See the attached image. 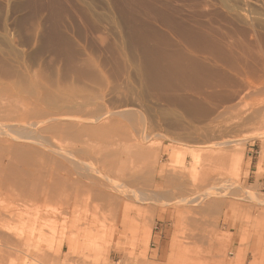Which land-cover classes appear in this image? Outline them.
Returning a JSON list of instances; mask_svg holds the SVG:
<instances>
[{
  "label": "rangeland",
  "instance_id": "1",
  "mask_svg": "<svg viewBox=\"0 0 264 264\" xmlns=\"http://www.w3.org/2000/svg\"><path fill=\"white\" fill-rule=\"evenodd\" d=\"M123 1L0 0V170L18 173L27 168L22 163L42 159L38 169L50 172L61 161L71 175L90 178L88 186L98 183L94 165L73 159L67 129L43 133L17 121L15 109L31 106L49 111L55 116L50 123L61 126L81 117L103 123L107 130L100 139L89 136L91 151L115 142L125 152L138 140L136 150L144 145L154 155L149 163L133 158L123 176L110 175L129 195L117 210L89 193H80L78 204L70 185L71 192L66 188L48 201L28 200L20 185L23 199L19 185L0 180L10 210L2 220L13 227L31 224L27 231L10 230L22 246L5 252L0 264H264V126L255 122L264 113V0ZM176 45L238 78L228 85L233 94L220 87L223 101L208 98L211 89L202 95V73L194 66L186 68L187 89L156 87L152 59ZM82 60L90 67H78ZM124 109L131 116L120 114ZM39 134L48 136L49 149ZM9 143H19V151L4 149Z\"/></svg>",
  "mask_w": 264,
  "mask_h": 264
},
{
  "label": "bare ground",
  "instance_id": "2",
  "mask_svg": "<svg viewBox=\"0 0 264 264\" xmlns=\"http://www.w3.org/2000/svg\"><path fill=\"white\" fill-rule=\"evenodd\" d=\"M39 1V0H38ZM45 1V0H44ZM50 1V0H49ZM52 1V0H51ZM57 1V0H56ZM129 1V0H128ZM134 1V0H133ZM140 1V0H139ZM139 1H137V2H139ZM169 2V1H168ZM168 2H167V4H168ZM39 3V2H38ZM46 3V2H45ZM120 3V2H119ZM123 3H125V0L123 1ZM133 3V2H132ZM162 4H163V2H162ZM171 4V3H170ZM48 5H50V3L48 4ZM51 5H53V4H51ZM132 5H134V4H132ZM125 6H126V4H125ZM36 7V6H35ZM34 7V8H35ZM40 7V6H39ZM45 8V7H44ZM48 9H49V7H48ZM53 9V8H52ZM129 9V8H128ZM130 9H131V6H130ZM154 9V8H153ZM54 10V9H53ZM52 10V11H53ZM139 10H141V9H139ZM148 10H150V9H148ZM133 11V10H132ZM151 12V11H150ZM175 12V11H174ZM180 12V11H179ZM153 13V12H152ZM148 14H150L149 12H148ZM56 15V14H55ZM58 15V14H57ZM159 15V14H158ZM165 15V14H164ZM153 16V15H152ZM163 16V15H162ZM58 17V16H57ZM134 18V17H133ZM132 18V19H133ZM149 18V17H148ZM163 18H165V17H163ZM177 18V17H176ZM131 19V18H130ZM137 19V18H136ZM162 19V18H161ZM168 19V18H167ZM166 19V20H167ZM54 20H56V19H54ZM57 20H59V19H57ZM149 20V19H148ZM170 20V19H169ZM169 20H167V21H169ZM173 20V19H172ZM171 20V21H172ZM138 22V21H137ZM144 22V21H143ZM182 22V21H181ZM150 23H151V21H150ZM168 23V22H167ZM172 23V22H171ZM174 23V22H173ZM144 24V23H143ZM146 24V23H145ZM55 26V25H54ZM145 26V25H144ZM56 27V26H55ZM138 27V26H137ZM135 33V32H134ZM133 33V34H134ZM252 36V35H251ZM128 37V36H127ZM53 38V37H52ZM138 38V37H137ZM251 39V38H250ZM249 39V40H250ZM135 40V39H134ZM170 40V39H169ZM248 42V41H247ZM252 42V41H251ZM171 44H175V43H173V42H170ZM253 43V42H252ZM244 46V45H243ZM175 47V46H174ZM248 47V50H249V52H252V47L250 48V46L248 45L247 46ZM256 48H257V46H256ZM258 49V48H257ZM61 52H63V51H61ZM245 52H246V50H245ZM257 52H259V51H257ZM71 53V52H70ZM194 52L193 51H191V52H187L186 50H184L183 48H181V47H179L178 45H176V47H175V51L174 52H171V51H168V50H165V51H162V52H160V54L159 55H157V56H154V58L155 59H152L151 57H153V56H151V54H149L150 55V59H152V62H154V63H152L151 65H150V70L149 71H151L150 73H152L153 75H154V77H155V79H156V81L155 80H150L151 82H155V85H156V87L157 86H164V87H166L167 89H169V91H182V90H184V89H187L188 88V86H189V82H188V78H187V76H186V71H187V67H191V66H194V67H196L198 70H199V72H201L202 73V77H203V80L200 82V88H199V92L200 93H202V95H203V93L206 91V89H211L212 91H210L211 93L208 95V98H214V101H215V97L218 99V94H220V93H218L219 91H217L218 89L217 88H220V87H224V88H226V92H227V94H226V96H230V95H232L233 94V92H234V90L231 88V86H229L228 87V85L231 83V82H233L234 80H237V79H234V80H232V77L233 76H229V75H231V74H229L228 75V73H226L225 71H223V69H221L220 67H218V65L217 64H208V63H206V62H204V61H202V60H198L195 56H194V54H193ZM255 53H256V50H255ZM153 54V53H152ZM236 54V53H235ZM148 55V56H149ZM220 55V54H219ZM237 55H238V52H237ZM240 56H241V54H239ZM75 58V57H74ZM221 58V57H220ZM262 59V58H261ZM81 60V59H80ZM222 60H224V58L222 59ZM241 61V60H240ZM221 62V61H220ZM224 62V61H223ZM223 62H222V64H223ZM263 62H264V60H263ZM4 63V62H3ZM77 64V63H76ZM225 64V63H224ZM235 66H237V65H234L233 67H235ZM78 67H80V68H87V67H90V62H88V61H81L80 63H79V65H78ZM226 69V68H225ZM227 70V69H226ZM254 70V69H253ZM228 72H229V70H228ZM250 72V71H249ZM231 73V72H230ZM251 73V72H250ZM234 74V73H233ZM236 74V73H235ZM254 74V73H253ZM205 75H208L207 77L205 76ZM252 75V74H251ZM236 77V76H235ZM150 78V77H149ZM153 78V77H152ZM247 78H250V77H247ZM36 80V79H35ZM38 80V79H37ZM240 80V79H239ZM39 81V80H38ZM37 81V82H38ZM189 81H191V80H189ZM247 81V80H246ZM37 82L35 83V84H37ZM241 82V81H240ZM2 83H5V82H2ZM2 83H0V84H2ZM33 83V82H32ZM39 83V82H38ZM34 84V83H33ZM236 84V83H235ZM243 84V83H242ZM263 84V83H262ZM4 85V84H3ZM12 85V84H11ZM39 85V84H38ZM58 85V84H57ZM57 85H55V87H57L56 88V90L57 89H59L58 88V86ZM250 87H254L255 86V81L254 80H251L250 79ZM248 85V86H249ZM5 86V85H4ZM8 86V85H7ZM13 86V85H12ZM36 86V85H35ZM69 86V88L71 87L70 85H68ZM67 86V87H68ZM259 85H257V87H258ZM10 87V86H9ZM33 87H34V85H33ZM37 87V86H36ZM195 87V86H194ZM260 87V86H259ZM258 87V88H259ZM38 88V87H37ZM258 88H256V89H258ZM263 88V87H262ZM66 89V88H65ZM55 90V91H56ZM255 90V89H254ZM259 90H261V89H259ZM57 91H60V90H57ZM56 91V92H57ZM67 90H65V91H63V92H66ZM222 91V90H221ZM236 91V90H235ZM252 91V90H251ZM3 92V91H2ZM8 92V91H7ZM238 92V91H237ZM4 93V92H3ZM9 94H10V92H8ZM209 93V92H208ZM207 93V94H208ZM222 93V92H221ZM13 94V93H12ZM11 94V95H12ZM63 94V93H62ZM173 94V93H172ZM177 94H180V93H177ZM185 94V93H184ZM59 95V94H58ZM235 95V94H234ZM170 96V95H169ZM178 96V95H177ZM176 96V97H177ZM225 95H224V97H226ZM16 97V96H15ZM171 97V96H170ZM184 97V96H183ZM13 98V97H12ZM11 98V99H12ZM174 98H175V96H174ZM180 98V97H179ZM220 98V97H219ZM227 98V97H226ZM230 98V97H229ZM16 99V98H15ZM170 99V98H169ZM207 99V98H206ZM221 99H223V98H221ZM220 99V100H221ZM8 100V99H7ZM21 100V99H20ZM62 100V99H61ZM65 100V99H64ZM172 100V99H171ZM188 100V99H187ZM219 100V99H218ZM219 100V101H220ZM229 100H232L231 98L229 99ZM14 101V100H13ZM68 101V100H67ZM177 101V100H176ZM221 101H223V100H221ZM226 101V100H225ZM224 101V102H225ZM18 101L16 100V103H17ZM20 102V101H19ZM28 102H30V101H28ZM179 102V101H178ZM181 102H183V99H182V101ZM184 102H185V99H184ZM189 102V101H188ZM187 102V103H188ZM200 101H198V103H199ZM2 103V102H1ZM5 103V102H4ZM12 103V102H11ZM15 103V104H16ZM63 103V102H62ZM193 103V102H192ZM197 103V104H198ZM239 103V102H238ZM9 104V103H8ZM7 104V105H8ZM18 104V103H17ZM58 104V103H57ZM67 104V103H66ZM214 104V103H213ZM3 105V104H2ZM2 105H0V106H2ZM6 105V106H7ZM10 105V104H9ZM200 105V104H199ZM15 106V105H14ZM78 106V105H77ZM207 106V105H206ZM205 106V107H206ZM28 107V106H27ZM79 107V106H78ZM204 107V108H205ZM9 108H11V107H9ZM8 108V109H9ZM22 108V107H21ZM232 108V107H231ZM12 109H13V106H12ZM19 109V108H18ZM47 109V108H46ZM50 109V108H49ZM48 110V109H47ZM125 110V109H124ZM204 110V109H203ZM255 110H257V109H255ZM19 111V110H18ZM21 111V110H20ZM54 111V110H53ZM202 111V110H201ZM254 111V110H253ZM258 111V110H257ZM15 112H16V116H15V118L17 119V121H23L24 123L25 122H27L28 124H30V126H33L34 125V127L37 125L38 126V128H41V131L43 132V133H48V132H51V131H56V129H60L61 128V131L63 132L65 129H67V131H68V135L70 136L69 138H71L74 142H73V145H71V146H73V149L71 150V155H72V157H73V159L75 158V162L76 163H87V164H92L91 165V167L94 165V167H93V169H95V171L96 172H98L99 173V176L96 174V176H97V178L96 179H98V180H95V181H97L98 183L96 184V185H93V186H88L89 185V183L87 182L88 180H90V178H88L85 174H82V173H80V171H78V173H80V177H76V174L73 176V175H71V173L73 172H71V173H69V171H68V169L67 168H65V166H63V163L61 162V161H59L60 163L58 164V166L57 167H55L54 169H52L51 168V170H50V172H48L49 171V169H46L45 170V167L43 168H41L42 170L44 169L45 171H42L41 169H38V166H40L41 164L39 163V162H41L42 161V159L40 160H36V161H33V160H31L30 162H24V163H22V164H25V166H27V168H25V169H21V170H18L19 172L17 173L16 171H13V172H11V170H10V172L8 171V172H6L7 170L4 168V169H1L0 170V180L4 183V185H19V186H17V188H18V190L17 191H19L20 189V185L21 186H23L24 187V189L23 188H21V189H23L24 191H25V193H23L25 196H27V197H29V199L28 200H30V199H39V198H45V199H47V201L50 199V197H52V196H54V193L55 194H58L59 193V191L61 192V190H63L62 192L64 193L65 191H68L67 189H69V191H70V186H71V189H75V192H76V195L78 196V198H77V201L78 200H80V197H79V194L80 195H82V193L83 194H86V193H89V194H91V196L93 195L95 198H96V201H97V199H98V202H100V201H102V203L100 202V204H102L101 206L102 207H105V206H107V205H109V206H111V207H113L114 206V208L116 209L117 207L116 206H120V208H121V205H122V203H123V201L125 200V194H122V192H124L122 189H120V187L118 186V185H116V183H114V178L112 179V177H110V175L112 174V175H114L113 173H115L116 171H119L120 172V176L122 175L121 174V171H126L127 169H128V162H130L131 163V165L130 166H132L134 163H132L133 161H131L133 158H135V157H142V160H144L143 162L144 163H149V161L150 160H152L150 157L151 156H154V155H149V151H147L149 148H147V150H143L142 149V147H144V145H139V146H141V147H139L138 148V150H136L135 148H136V144H138V143H136V142H138V140L137 141H135V142H133V144H130V145H127L126 146V148H129L127 151H122L121 149H119L117 146H116V143L114 142L111 146H110V143H109V146L107 147V150L106 149H104V150H100V151H95V152H99V153H96L98 156H96V154H95V152L93 151V149H92V151L91 150H89V147H90V142H89V136H91V135H93V136H95L96 138H101L102 137V135L104 134V132L107 130L106 129V127L104 126V124L103 123H99V124H89V121H88V123L86 122V119H82L81 120V118H79L77 121H74V120H71V122H70V120H67V123L68 124H66L65 126H61V125H59V124H53V123H50L51 121H54L53 119H54V117L55 116H52L53 118H51L50 117V112L49 111H47V112H44V110L42 109V108H39V107H36V106H34V107H32L31 106V108H23V110H22V112L20 113V112H17V109H15ZM44 112V113H43ZM58 112V111H57ZM200 112V111H199ZM207 112V111H206ZM205 112V113H206ZM116 113H118V112H116ZM120 113V112H119ZM124 113V116L126 115V116H131V114H130V112H128V110H125L124 112H122V113H120V114H123ZM201 113V112H200ZM203 113H204V111H203ZM254 113V112H253ZM258 113V112H257ZM56 114V113H55ZM70 114V113H69ZM120 114H119V116H120ZM80 115V114H79ZM257 115V114H256ZM58 116V115H57ZM11 117V116H10ZM65 117V116H64ZM69 118L71 117V116H68ZM77 117H79V116H77ZM108 118V117H107ZM33 119V120H32ZM63 119H65V118H61V120H63ZM67 119V118H66ZM90 119V118H89ZM88 119V120H89ZM128 119H130V117H128ZM252 119V118H251ZM55 120H56V118H55ZM57 120H59V119H57ZM97 120H99L100 121V118H97ZM253 120H254V117H253ZM91 121V120H90ZM93 121H94V118H93ZM92 121V122H93ZM2 122V121H1ZM12 122V121H11ZM10 122V123H11ZM55 122H57V121H55ZM62 122V121H61ZM94 122H97L96 120L94 121ZM102 122V121H101ZM110 122V121H109ZM255 122L256 123H258L260 126H264V113H258V115L255 117ZM4 123V122H3ZM47 123V124H46ZM58 123V122H57ZM107 123V122H106ZM2 124V123H1ZM6 124H7V122H6ZM6 124H5V126H6ZM22 124V123H21ZM61 124V123H60ZM114 124V123H113ZM116 124V123H115ZM9 125H11V124H9ZM107 125V124H106ZM108 125H109V123H108ZM3 127V129L5 128L4 126H3V124L2 125H0V127ZM14 126V125H13ZM16 126V125H15ZM14 126V127H15ZM26 126H27V124H26ZM9 127H11L12 128V125L11 126H9ZM33 127V128H34ZM110 127H112V126H110ZM11 128H10V131H12L11 130ZM25 128V126L22 128V129H24ZM28 128V127H27ZM32 128V129H33ZM7 130H8V127L6 128ZM22 129H20V130H22ZM30 129V128H29ZM37 129V128H36ZM17 130V129H16ZM16 130H14L15 132H16ZM26 129H24V131H25ZM39 130V129H38ZM10 131H7V132H10ZM1 132H3L2 130H1ZM0 132V133H1ZM7 132H5L4 134H7ZM13 132V131H12ZM20 135H22L21 133L23 132H21V131H17ZM21 132V133H20ZM27 132H29V130L27 131ZM36 133V130L35 131H33V133ZM18 133H16V134H18ZM23 133H25V132H23ZM41 133V132H40ZM115 133V132H114ZM12 134V133H11ZM15 134V135H16ZM28 136H29V134L28 133H26ZM38 134V132L35 134V135H37ZM51 134V133H50ZM58 134H59V132H58ZM123 134V133H122ZM8 135V134H7ZM7 135H5L6 137H8ZM40 135V134H39ZM38 135V136H39ZM10 136V135H9ZM18 136V135H17ZM23 136V135H22ZM24 136H26V135H24ZM31 136V135H30ZM26 137V138H31V137ZM37 136V137H38ZM42 136V134L40 135V137ZM54 136V135H53ZM57 136V135H56ZM128 137L127 138H129V135H127ZM0 137H2V136H0ZM12 137V136H11ZM19 137H21V136H18L17 137V139L19 138ZM36 136H34V138H35ZM36 137V138H37ZM130 137H131V135H130ZM2 138H4V137H2ZM9 138V137H8ZM7 138V139H8ZM13 139H16L15 138V136L14 137H12ZM35 138V139H36ZM6 139V140H7ZM20 139H22V138H20ZM24 139V138H23ZM29 139H27V140H29ZM33 140V137H32V139H31V141H36V140ZM40 139H42L41 141H42V145H43V147L45 148V146H47L46 147V149H49V144L47 145V139H48V136L45 134V135H43ZM54 139H55V137H54ZM125 139V138H124ZM135 139V138H134ZM19 140V139H18ZM25 140V139H24ZM68 140V139H67ZM129 139H127V141H128ZM130 140H132V138H130ZM0 141H1V139H0ZM10 140H8V142H9ZM26 141V140H25ZM37 141H40L39 139L37 140ZM49 141H50V139H49ZM16 142V141H15ZM28 143L30 142V141H27ZM109 142H110V140H109ZM112 142V141H111ZM33 143H35V142H33ZM40 143H39V146H42V145H40ZM117 143H118V141H117ZM136 143V144H135ZM140 143V142H139ZM1 144V143H0ZM38 144V143H37ZM37 144H36V146H37ZM220 144V143H219ZM218 144V145H219ZM35 145V144H34ZM115 145V146H114ZM136 145V146H135ZM19 143L18 144H12V143H9V144H6V146H4L5 148L4 149H6V150H8L10 153L11 152H13V151H15V152H18L19 150ZM25 146V145H24ZM23 147V146H22ZM31 147V146H30ZM38 147V146H37ZM92 147V146H91ZM90 147V148H91ZM138 147V146H137ZM32 148V147H31ZM95 148V147H94ZM23 149V148H22ZM52 149H54V148H52ZM60 149V148H59ZM3 150V149H2ZM18 150V151H17ZM99 150V149H98ZM4 152V151H3ZM7 152V151H6ZM151 152V151H150ZM28 153V152H27ZM32 153V152H31ZM58 153H59V151H58ZM65 153V152H64ZM66 153H69V152H66ZM153 153V152H152ZM15 154H17V153H15ZM26 154V153H25ZM34 154V153H33ZM43 154V153H42ZM41 154V155H42ZM151 154V153H150ZM154 154V153H153ZM5 155V154H4ZM61 155H63V154H61ZM64 155H66V154H64ZM68 155H70V154H68ZM224 155V154H223ZM18 156V155H17ZM16 156V157H17ZM31 156V155H30ZM125 156V157H124ZM218 156V155H217ZM221 156H222V153H221ZM7 157H8V155H7ZM46 157V156H45ZM51 157V156H50ZM64 157V156H63ZM66 157V156H65ZM65 157H64V159H65ZM68 157V156H67ZM207 157V156H206ZM19 158V157H18ZM17 158V159H18ZM52 158V157H51ZM144 158V159H143ZM222 158H223V156H222ZM12 159V158H11ZM69 159H70V157H69ZM69 159L68 160H66V161H69ZM208 159V158H207ZM209 159H211V157L209 158ZM209 159H208V161H209ZM3 160H4V158H3ZM24 161H26L25 159H23ZM52 160V159H51ZM21 161H22V159H21ZM47 161V160H46ZM58 161V160H57ZM56 161V162H57ZM205 161V160H204ZM13 162V161H12ZM44 162V161H43ZM3 161H1V159H0V168L2 167V166H4L3 165ZM71 163H72V159H71ZM75 163V164H76ZM204 163V162H203ZM12 164V163H11ZM10 164V165H11ZM56 164V163H55ZM67 164V163H66ZM73 164H74V162H73ZM143 164V163H142ZM14 165V164H13ZM72 165V164H71ZM145 165V164H144ZM16 166V165H15ZM68 166V165H67ZM74 165H72V167H73ZM76 166H78V164L76 165ZM76 166H74L75 168H78V170H79V166L78 167H76ZM87 166V165H86ZM203 166H204V164H203ZM202 166V167H203ZM5 167V166H4ZM10 167V166H9ZM47 167V166H46ZM74 167H73V169H74ZM137 167V166H136ZM21 168V167H20ZM24 168V167H23ZM37 168V169H36ZM69 168V167H68ZM80 168H81V166H80ZM86 168V167H85ZM138 168V167H137ZM195 168V167H194ZM204 168V167H203ZM36 169V170H35ZM67 169V170H66ZM71 169V168H70ZM84 169V168H83ZM132 169H133V167L131 168V170L130 171H132ZM12 170H13V168H12ZM15 170V169H14ZM72 170V169H71ZM89 170H90V165H89ZM75 171H76V169H75ZM88 171V170H87ZM85 172H86V170H85ZM90 172L91 171H89V174H90ZM95 172V173H96ZM118 172V173H119ZM198 172V171H197ZM94 173V172H93ZM92 173V174H93ZM123 173V172H122ZM129 173V172H128ZM128 173H127V175H128ZM137 173V172H136ZM205 174V173H204ZM199 175V174H198ZM118 176V175H117ZM123 176V175H122ZM125 177V176H124ZM130 177H132V178H134V175L133 174H131V176ZM138 177V176H137ZM118 178H119V176H118ZM121 178H123V177H121ZM127 178V177H126ZM95 179V178H94ZM120 179V178H119ZM138 179V178H137ZM204 179H206V178H204ZM123 180V179H122ZM177 180V179H176ZM95 181H93V182H95ZM124 181H125V178H124ZM123 181V182H124ZM129 181V180H128ZM134 181V180H133ZM121 182V181H120ZM127 182V181H126ZM130 182H132V181H130ZM3 183H2V185H3ZM128 183V182H127ZM118 184V183H117ZM129 184H131V183H129ZM40 185H44V187L39 191L38 189L40 188ZM70 185V186H69ZM121 185V184H120ZM125 185V184H124ZM128 185V184H127ZM16 186H15V188H16ZM68 186H69V188H68ZM123 186V185H122ZM121 186V187H122ZM129 186V185H128ZM1 188L3 189V186H1ZM16 188V189H17ZM67 188V189H66ZM118 189H120L122 192H120V190H118ZM23 190H21V192L23 191ZM65 190V191H64ZM0 191H2L1 189H0ZM40 193H39V192ZM68 191V192H69ZM117 191H119L118 193L119 194H117L116 192ZM7 192V191H6ZM20 192V191H19ZM19 192L18 193H15L16 195L18 194V196H19ZM20 192V193H21ZM58 192V193H57ZM71 192V191H70ZM74 192V191H73ZM72 192V193H73ZM3 193V192H2ZM72 193H70L71 195H72ZM22 194V193H21ZM20 194V195H21ZM22 194V195H23ZM66 194H68L67 196H69L70 194L69 193H66ZM11 195H13V194H11ZM24 195L22 196V198L23 199H25V197H24ZM88 195V194H87ZM57 196V195H56ZM61 196V195H60ZM127 196H129V195H127ZM126 196V197H127ZM21 197V196H20ZM55 197V196H54ZM54 197H52V198H54ZM69 197H71V196H69ZM93 197V198H94ZM133 197V196H132ZM49 198V199H48ZM59 198H61V197H59V194H58V199ZM63 199V198H62ZM62 199L60 200V201H62ZM82 199L84 200V198L82 197ZM100 200V201H99ZM76 201V202H77ZM81 201V200H80ZM95 201V202H96ZM16 202H19V201H16ZM29 202V201H28ZM103 202H104V204L105 205H103ZM184 202V201H183ZM187 202V201H186ZM19 203H21V201L19 202ZM80 202L78 201V204H79ZM82 203V202H81ZM125 203V202H124ZM7 204V198H6V196L5 195H3V194H0V257H2V255H4L5 254V252H10L11 250H14V249H16V250H18L19 251V248L22 246V241L20 240V239H14L13 238V236H14V234H13V232H11L10 230L12 229V228H14L15 226V228H14V230L15 229H17L18 231L19 230H21V231H23V229H25V231H27L30 227H31V224H27V222H24V221H21L20 223H18V224H15L14 225V227L13 226H7L6 225V222H8V221H3L2 220V217L4 216V214H9L10 213V210H9V207L6 205ZM23 204V203H22ZM47 204H48V202H47ZM69 204V203H68ZM77 204V205H78ZM90 204V203H89ZM25 205H27V204H25ZM97 205H99L98 203H97ZM28 207H29V205H27ZM101 207V208H102ZM75 208H77V207H75ZM100 208V207H99ZM105 208H107V207H105ZM108 209H111V208H109L108 207ZM92 210H93V208H92ZM113 210V209H112ZM112 210H110V211H112ZM117 210V209H116ZM88 211V210H87ZM115 211V210H114ZM65 212V211H64ZM93 213H96V212H93ZM17 214V213H16ZM15 214H13V216H14ZM6 217H7V215H5ZM17 216H18V214H17ZM9 217V216H8ZM7 217V218H8ZM11 217H12V215H11ZM9 218V219H13V218ZM188 217V216H187ZM16 219H14L13 221H15ZM17 221V220H16ZM15 221V222H16ZM148 223V222H147ZM8 224H10L9 222H8ZM182 227V226H181ZM73 229H75V228H73ZM74 231V230H73ZM43 236V235H42ZM15 238H16V236H14ZM17 238H20V237H17ZM40 239V238H39ZM26 244V243H25ZM38 244V243H37ZM38 246V245H37ZM29 247V246H28ZM36 247V246H35ZM40 255V254H39ZM5 256V255H4ZM38 256V255H37ZM38 258V257H37ZM36 258V259H37ZM142 260V259H141ZM140 263V262H139Z\"/></svg>",
  "mask_w": 264,
  "mask_h": 264
}]
</instances>
